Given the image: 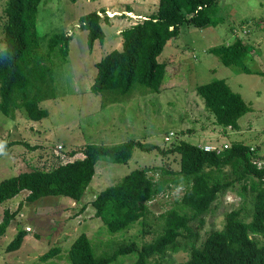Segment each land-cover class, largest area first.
I'll return each instance as SVG.
<instances>
[{
  "label": "rangeland",
  "instance_id": "1",
  "mask_svg": "<svg viewBox=\"0 0 264 264\" xmlns=\"http://www.w3.org/2000/svg\"><path fill=\"white\" fill-rule=\"evenodd\" d=\"M146 1L149 8L144 16L150 15V4H155L152 0ZM125 2L134 7L132 0L41 1L36 14L40 52L46 51L53 34L64 32L72 35L70 48L64 62L59 56L53 62L51 90L55 98L40 104L41 108L48 110V118L33 122L21 110L12 118L0 113V181L24 170L55 169L82 157L81 151L87 143L110 146L140 141L145 147L157 146L166 150L181 140L193 145L212 142L222 145L241 140L264 165V31L261 26L264 0H217L210 26H181L180 34L172 38L157 57L159 61L174 63L166 68V75L171 77L168 80L165 76L168 87L162 85L161 91L156 93L136 91L143 87L138 86L130 95L115 102H109L111 98L107 96L108 104L105 105L107 94L90 91L96 75L94 64L113 48H120L117 42L121 43L122 37L116 34L118 30L123 31L145 19L124 15L121 7ZM3 8L4 1L0 0V48L3 46L2 25L5 20ZM90 11H97L101 17L106 16L113 22V26L110 21L102 22L105 39L96 40L92 49L88 44V31L79 27V17ZM121 22L124 23L119 29ZM238 38L252 45L243 63L258 74L245 73L240 66H226L211 53L212 48ZM213 79H224L251 107V112L239 119L238 129L217 125L204 101L196 94V86ZM169 132L174 133L171 142L164 140ZM106 161L97 162L93 180L78 202L65 196L41 198L30 203L25 200L27 191L1 202L0 221L5 209L12 212L19 203L22 205L0 236V264H71L68 252L81 232L92 240L98 256L112 254L121 244L135 242L142 246L152 241L162 230L160 214L176 207L174 202L182 197L183 188L170 184L147 203L144 227L139 221L116 234L107 232L90 202L138 168L157 167L156 171L150 172L156 181L175 178V173L180 170L179 156L175 153L163 155L158 148L143 151L138 147L126 164ZM250 201V193L246 198L235 190L221 194L204 216L202 227L197 229V223L191 224V230L198 233V246L212 229L222 227L225 214L232 209L243 207L245 219L249 221ZM20 228L27 231L21 246L15 251H7L6 245ZM260 240L264 242V237ZM52 249L59 250L57 256L41 260ZM188 258L189 250L170 252L162 260L153 259L151 264L182 263ZM134 263L135 256L129 255L120 257L114 264Z\"/></svg>",
  "mask_w": 264,
  "mask_h": 264
},
{
  "label": "trees",
  "instance_id": "2",
  "mask_svg": "<svg viewBox=\"0 0 264 264\" xmlns=\"http://www.w3.org/2000/svg\"><path fill=\"white\" fill-rule=\"evenodd\" d=\"M3 1L0 113L12 118L21 110L29 120L42 121L49 117V112L40 104L55 98L51 90L54 59L59 56L65 61L72 35L65 32L53 34L48 48L42 53L36 27L37 9L42 0ZM216 5L217 0H158L154 13L121 32L122 49L111 51L94 64L96 75L90 91L107 94L105 105L108 104L107 96L111 98L109 102H115L130 95L138 86L144 89L137 88L136 91L160 92L166 75V62L159 61L157 57L167 43L180 34L181 26H210ZM79 18V27L88 31V44L92 49L96 40L105 39L102 22L108 23L110 19L101 17L97 11H90ZM261 26L264 31V18ZM251 49L252 45L238 38L212 48L211 53L226 66H240L245 73L255 74L243 63ZM56 53L58 55H54ZM195 90L222 128L238 129L239 119L251 112L243 96L232 90L224 79H213L196 86ZM138 147L143 151L158 148L163 155L175 153L179 156L180 170L173 179L156 181L150 172L156 171L157 167L138 168L94 197L90 202L95 209L94 214L107 232L121 233L139 221L144 227L147 203L170 184L184 189L182 197L174 202L176 207L160 214L162 230L142 246L135 242L121 244L112 254L98 256L92 240L81 232L68 252L71 264H114L120 257L129 255L135 256L134 264H151L153 259L162 260L170 252L175 254L188 250V260L174 264H264V242L260 240L264 237V165L241 140L230 142L219 152H204L199 146L182 140L166 150L157 146L145 147L140 141L110 146L87 143L81 151L82 157L55 169L24 170L2 179L0 203L21 191L28 192L25 200L30 203L41 198L65 196L78 202L92 182L99 160L126 164ZM230 190L238 191L242 198L250 193V220L246 221L243 207L232 209L225 214L222 227L212 229L198 246V233L191 230V224L197 223V229H200L212 203ZM21 205L19 203L15 211H3L0 236ZM26 235L24 228L18 229L6 250H17ZM182 239L187 241L183 243ZM58 252L52 249L41 260L47 261Z\"/></svg>",
  "mask_w": 264,
  "mask_h": 264
},
{
  "label": "crops",
  "instance_id": "3",
  "mask_svg": "<svg viewBox=\"0 0 264 264\" xmlns=\"http://www.w3.org/2000/svg\"><path fill=\"white\" fill-rule=\"evenodd\" d=\"M132 1H134V7H132V5H130L128 2V4H126V2L125 3H122V9H121V11H122V13H124V15H130V16H133V17H137V16H143L144 18H147L146 16H144V14L145 13H148L146 10H148L147 8H149V5H148V3H147V1L146 0H132ZM153 2H155V4L154 3H151L150 4V8H152V11H151V13L150 14H152V13H154L155 11H156V5H158V0H152ZM117 11H120V10H117ZM127 16V17H130V16ZM148 16H149V14H148ZM135 19V18H134ZM110 21V20H109ZM133 22H135V21H133ZM110 24H112V26H113V22H109ZM124 22H121V23H119L118 24V28L120 29V26H122V24H123ZM134 24H136V23H134ZM129 28V27H128ZM121 32L122 31H120V30H118L117 31V35L118 34H120V36H121ZM115 38V40H117V37H113V39ZM118 41V40H117ZM122 42H123V39H121V43H118L117 42V45H119L120 44V48L118 49V50H121L122 49ZM95 44H96V42H95ZM94 44V45H95ZM115 45H116V43H115ZM112 47V46H111ZM113 50H115V48H113L112 49V51ZM110 53V52H109ZM171 61H168V62H166V68L169 66V65H173L174 63L173 62H171ZM166 76V78H168V80H171L170 78L171 77H168V75H165ZM168 80H166V81H168ZM165 78H164V80L162 81V85L164 86V87H168L167 86V84H165ZM165 84V85H164ZM172 84V83H171ZM161 85V86H162ZM229 127H227V129H228ZM228 132V131H227Z\"/></svg>",
  "mask_w": 264,
  "mask_h": 264
},
{
  "label": "built area",
  "instance_id": "4",
  "mask_svg": "<svg viewBox=\"0 0 264 264\" xmlns=\"http://www.w3.org/2000/svg\"><path fill=\"white\" fill-rule=\"evenodd\" d=\"M245 29L246 27L243 26ZM174 136L173 132H169V134L167 136L164 137L165 141H170L172 139V137ZM228 146L227 143L224 144H217V143H212V144H208V145H204V146H199V148L201 150H203L204 152H219L221 149L226 148ZM252 151V149H250Z\"/></svg>",
  "mask_w": 264,
  "mask_h": 264
},
{
  "label": "clouds",
  "instance_id": "5",
  "mask_svg": "<svg viewBox=\"0 0 264 264\" xmlns=\"http://www.w3.org/2000/svg\"><path fill=\"white\" fill-rule=\"evenodd\" d=\"M175 139H177L176 137H174ZM173 140V138L170 140V141H168V142H171ZM179 142V141H178ZM213 143V142H212ZM212 143H209V144H212ZM219 144V143H218ZM204 145H208V143L207 144H203V145H197V146H204Z\"/></svg>",
  "mask_w": 264,
  "mask_h": 264
}]
</instances>
